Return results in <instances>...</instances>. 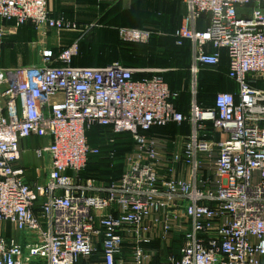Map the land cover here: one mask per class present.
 <instances>
[{"label":"built area","instance_id":"2783aa9c","mask_svg":"<svg viewBox=\"0 0 264 264\" xmlns=\"http://www.w3.org/2000/svg\"><path fill=\"white\" fill-rule=\"evenodd\" d=\"M48 4L0 0V22H31L43 35L77 29ZM186 4L174 36L192 47L188 114L159 75L165 69L73 65L78 41L59 54L45 49L40 64L0 71V223L24 234L0 232V264H264V89L252 84L264 79V0ZM155 31L120 35L146 43ZM221 49L238 94L218 92L201 107L199 73L219 65ZM183 122L191 129L182 143L150 133ZM94 126L133 139L115 179L82 176L101 154L88 139ZM31 136L48 140L35 149L49 156L43 181L30 182L19 164Z\"/></svg>","mask_w":264,"mask_h":264},{"label":"crops","instance_id":"0c3cea01","mask_svg":"<svg viewBox=\"0 0 264 264\" xmlns=\"http://www.w3.org/2000/svg\"><path fill=\"white\" fill-rule=\"evenodd\" d=\"M50 13L54 18L64 17L75 23V30H58L49 28L43 35L33 23L29 22L17 26L15 21L3 20L0 22V71L8 69L3 67L2 52L12 48L19 51L20 57L25 61L24 66L40 64L42 54L45 49H52L55 54H59L72 42H79V51L73 57V65L84 67H101L112 63H121L134 68H158L168 71H187L191 77L189 64L191 62L192 47L189 46L184 52H178L181 62L176 65L164 62L163 53L165 44L173 37L176 29L181 25L183 16L187 13L186 0H49ZM203 23H198L200 29L206 27ZM154 28L149 39V43L154 44L147 48L142 44L143 50L137 51L129 41L122 39L120 29L122 28ZM146 49V50H145ZM158 55L155 57L153 52ZM221 60L217 67H204L200 74L206 72L207 79L204 81L202 90L197 95L199 106H208L214 103L215 94L221 91L235 93L239 91L238 83L229 77V57L226 49H221ZM172 61H177L174 53ZM139 74V73H137ZM142 74V75H141ZM153 73H140L142 77ZM161 74V73H160ZM169 82L174 89L182 91L188 95V106L183 107L184 114L190 111L192 94H188L186 78L179 86L173 76H168ZM169 82L167 81L168 85ZM210 82V83H206ZM206 84V87H205ZM211 84V87L208 85ZM253 86L264 89V79L253 81ZM171 87V86H170ZM190 89V88H189ZM212 93V101L209 102L205 95ZM180 111V110H179ZM264 124V123H263ZM179 126V127H178ZM190 125L183 122L181 125H172L166 131L171 133L176 142L182 143L190 133ZM225 135L220 131L215 133L217 140H223ZM48 142L46 138L31 136L21 140L22 159L19 164L26 169L27 179L30 182L43 181L46 177L45 167H49V156L38 157L35 153L37 147H41ZM37 174V175H36ZM0 232L7 237H16L23 240L24 234L16 231L10 223H0Z\"/></svg>","mask_w":264,"mask_h":264},{"label":"trees","instance_id":"16d2710c","mask_svg":"<svg viewBox=\"0 0 264 264\" xmlns=\"http://www.w3.org/2000/svg\"><path fill=\"white\" fill-rule=\"evenodd\" d=\"M206 19H208L207 16H203L200 19L199 23H203L205 25V22L208 23V21H206ZM155 32H153V33H155ZM169 40H171L169 42H172V40H173V42H172L173 44L168 45V44L164 43L165 44V46H164L165 49H164L163 53L165 55V59L163 61L164 62H168V64L176 65L178 62H181V59L178 56V54H179L178 52H181L182 53V52L186 51L187 48L189 49L190 42L189 41H185L182 45H178L176 43V39H175V36L174 35ZM137 43H139V42H137ZM78 44H79V42H78ZM129 45H133V46H135L137 48V51H141V50H143V45L144 46H147V48L148 47L151 48L152 45H154V44H151L148 41V42H146V44H143V45L142 44H136L135 42L129 43ZM152 48H154V47H152ZM179 48L181 49V51H179L180 50ZM155 53H156V51L153 52V54L155 55V57H158V55L155 54ZM173 53H174L175 57L177 58V61H175V62L172 61V54ZM190 65H191V62L189 64V70H190ZM137 75H140V73L139 74H136L135 76L137 78H141V76H137ZM152 75H154V74H152ZM152 75H149V76H152ZM159 75H161L163 77V79L165 80V82H167V81L169 82L168 76H173L176 79L175 82L177 83L178 86L186 78V81L188 83L187 86L189 85L188 88H187V91L189 92L188 94H190V89H189L190 88V81H191L190 72L188 74L187 71H180V70H175L174 71L173 70V71H168V72H165V73H161ZM206 75H207V73L204 72L202 74V76L200 77V73H199V77H198V92H197V95L199 94V92L202 90V88L204 86V81H205V79H207V76ZM206 83H210V82H206ZM169 84H170L169 87L171 86L170 87L171 91L178 93V96H176L175 99H174V103L176 105V108L178 110H180V111H185L183 109V107H186V105L188 106V103H187V102H189L188 101L189 100L188 99V95L184 94L183 97H182V91L181 90L179 91L177 89L172 88L173 87L172 86L173 85L172 83L169 82ZM208 85L211 87V84H208ZM205 87H206V84H205ZM216 94H215V96H216ZM236 94H238V92H236ZM205 97H206V99L209 102L212 101V93L211 92L210 93H206ZM214 99H215V97H214ZM213 105H214V103L211 104V105H208V106H201V107H212ZM172 125H178V124L173 123V124H169L167 126L155 127V128H153L150 131V133H152V134H159V135H168V136L173 137V135L171 133H167L166 132V131H168L167 129L170 126H172ZM99 129H102L100 131L101 135L99 134V137H98L99 138V141L98 142H94V144H92V145L93 146H97L98 148H100L101 154L93 155V156L90 157L89 162H88L86 168L82 172V176L83 177H86V178L93 177V178H96V179H99V180L109 181V180H112V179H115V178L119 177L121 175L122 171H123V167H117L114 164L115 159L116 158H119V157L120 158H123V157L125 158V155L129 151H131L133 149L134 143H133L132 137L129 134H127V133L114 134L109 128L99 127ZM105 131H107L108 134H110V138H114V140L116 138H121V137L128 138V143L131 142L130 144H132L131 148H129L130 150L128 149L129 150L128 151V150H125L124 148L120 149L118 147L117 148H104V147L111 146L110 144L107 143V139L103 136V134H104ZM108 134H106V135H108ZM104 149H107V151H108V155L107 156L108 157H104L103 158L102 152L104 151ZM97 158H99V159L97 161H94ZM101 162L102 163L108 162V165H110V167H108V166H105V168L103 167L104 168L103 170L104 171H107V175H111L107 179H100V178L94 176V175H98L97 174L98 173L97 171L99 170L98 165ZM113 172L115 174H113Z\"/></svg>","mask_w":264,"mask_h":264},{"label":"rangeland","instance_id":"374dc122","mask_svg":"<svg viewBox=\"0 0 264 264\" xmlns=\"http://www.w3.org/2000/svg\"><path fill=\"white\" fill-rule=\"evenodd\" d=\"M137 43V42H135ZM140 43H144V42H140ZM180 49V48H179ZM181 51V49L179 50ZM2 61H3V67L8 68V69H13V68H17V67H23L25 63V61L22 59V57H20L19 51L16 49H12V48H8V49H4L2 52ZM181 71V70H180ZM203 73L200 74V77L202 76ZM102 129H99L98 126H94L92 129H90L88 131V139L89 142L91 144H94V142H98L99 141V134L101 135L100 131ZM108 134L107 131L104 132L103 136L107 139V143L110 144L111 146L109 147H104V148H124L125 150H128L129 148H131L132 144H130L131 142L128 143V138L126 137H121V138H116L114 141H110V139H114V138H110V134ZM110 138V139H109ZM130 150V149H129ZM128 150V151H129ZM127 151V152H128ZM103 154V158L104 157H108V151L107 149H104V151L102 152ZM126 156V155H125ZM99 158L95 159L94 161H97ZM114 164L117 167H123L125 165V158H116L114 161ZM105 166L110 167V165H108V162L105 163H99L98 168L99 170L97 171L98 175H94L100 179H107L109 178V176L111 175H107V171H104L103 169L105 168ZM104 167V168H103ZM113 174H115L113 172Z\"/></svg>","mask_w":264,"mask_h":264}]
</instances>
